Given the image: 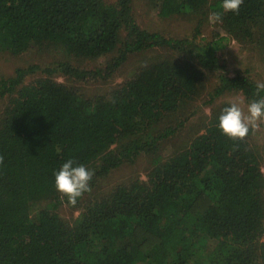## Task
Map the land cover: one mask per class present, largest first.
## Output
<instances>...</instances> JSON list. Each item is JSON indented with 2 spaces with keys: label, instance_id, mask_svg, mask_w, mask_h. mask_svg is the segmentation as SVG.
<instances>
[{
  "label": "trees",
  "instance_id": "obj_1",
  "mask_svg": "<svg viewBox=\"0 0 264 264\" xmlns=\"http://www.w3.org/2000/svg\"><path fill=\"white\" fill-rule=\"evenodd\" d=\"M150 3L161 18L198 17L196 35L177 39L142 28L132 0H0V51L55 47L77 60L108 59L94 69L62 62L29 82L39 66L0 79V102L6 100L0 264H264V175L248 139L232 140L219 130L228 104L187 147L159 155L192 115L157 128L199 95L205 71L224 68L218 54L230 38L197 40L221 0ZM219 23L236 41L259 47L264 62V0H244L238 14L225 13ZM154 49L184 57L154 61L94 97L53 78L107 82L131 55ZM255 83L247 73H220L208 103L227 93H241L247 102ZM142 155L151 158L146 181L131 180L84 201L114 170ZM68 159L94 171L91 191L75 206L54 186V172ZM63 206L81 209L72 224L60 216ZM205 236L206 258L191 263L194 245Z\"/></svg>",
  "mask_w": 264,
  "mask_h": 264
},
{
  "label": "rangeland",
  "instance_id": "obj_2",
  "mask_svg": "<svg viewBox=\"0 0 264 264\" xmlns=\"http://www.w3.org/2000/svg\"><path fill=\"white\" fill-rule=\"evenodd\" d=\"M113 3L115 0H105ZM135 16L137 17L142 28L160 33L170 38H192L196 35L195 27L198 25L199 18L187 17H170L161 18L158 16L156 9L151 5L150 0H132ZM229 34L221 28V24L216 21H211L209 18L205 20L201 33L197 40L201 44H205L218 36H225L230 38L227 47L219 52L221 64L224 66L219 72L205 71V78L201 84L199 95L190 103H188L181 113L176 114L175 117H170L161 123L157 128L159 131L167 125L175 123L178 116L185 117L189 114L192 119L186 126L174 137L165 141L160 150L159 155L163 158H168L175 153L187 147L205 128L213 115L221 110L223 105L229 104V101L236 96H239L245 103L242 107L246 108V100L241 93H227L209 104V94L216 88L219 83L220 73H226L229 76H234L236 73H247L253 79L264 81V62L261 58V50L259 47L251 46V44L241 43L235 38L228 36ZM184 55L170 51L168 49H154L146 52L131 55L128 61L116 72L113 78L107 82H90L81 83L74 82L63 75L57 73L53 76L54 80L67 86L74 87L81 94L87 97H94L98 95H105L123 84L126 80L133 76V74L140 68L151 64L157 60L164 59H178L183 58ZM70 61L72 64L94 69L99 66H104L108 59L103 58L99 61H82L69 57L64 51L55 47H38L33 46L28 51L21 55H12L9 52L0 51V79L12 76L19 68H26L32 65L40 67V71L33 77L28 79L32 81L40 77H47L43 69L56 67L57 64ZM6 105V100L0 102V113ZM170 123V124H169ZM248 143L251 149L258 155L261 170L264 175V123L260 128L251 132L248 137ZM151 165V158L145 155L140 156L135 164H126L114 170L106 179H104L98 187L91 193L84 197L86 202L89 198L102 196L110 192L117 185L128 183L131 180L139 179L147 180ZM262 200L264 205V187L262 189ZM60 216L69 224H72L81 213V209H73L68 206H63L58 211ZM209 239L205 236L194 245L195 257L191 263L198 260L203 261L206 258V249L209 247ZM146 264V263H140Z\"/></svg>",
  "mask_w": 264,
  "mask_h": 264
},
{
  "label": "clouds",
  "instance_id": "obj_3",
  "mask_svg": "<svg viewBox=\"0 0 264 264\" xmlns=\"http://www.w3.org/2000/svg\"><path fill=\"white\" fill-rule=\"evenodd\" d=\"M244 0H221L219 10L210 13L211 21L219 22L225 13H237ZM264 81L255 83L254 98L245 103L239 96L233 97L228 106H225L218 117V128L232 140H244L250 131L258 130L264 123ZM258 97V98H255ZM4 157L0 155V164ZM94 171L84 164H78L74 159L62 163L58 171L54 172L55 188L62 197H67L68 204L75 206L79 198L91 191L90 181Z\"/></svg>",
  "mask_w": 264,
  "mask_h": 264
}]
</instances>
